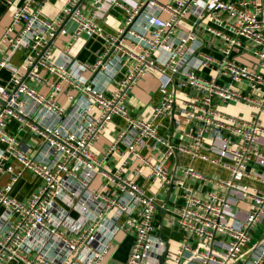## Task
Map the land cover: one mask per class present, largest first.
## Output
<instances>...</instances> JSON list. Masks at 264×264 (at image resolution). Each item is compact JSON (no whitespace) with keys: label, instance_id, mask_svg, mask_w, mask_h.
<instances>
[{"label":"built area","instance_id":"obj_1","mask_svg":"<svg viewBox=\"0 0 264 264\" xmlns=\"http://www.w3.org/2000/svg\"><path fill=\"white\" fill-rule=\"evenodd\" d=\"M34 0L12 5L10 22L0 36V174L10 182L0 186V264H264V7L260 0H92L84 12L81 0H67L58 16H41ZM126 12L115 33L103 29L96 19L112 6ZM141 12L145 19L138 21ZM76 23L73 36H99L103 52L92 65L70 69L68 47L55 58L53 44L66 34V20ZM185 23L187 28L184 29ZM218 39L220 57L200 50L203 35ZM249 55L245 60L240 53ZM5 49V50H4ZM23 53L19 63L11 59ZM121 55L126 67L111 96L89 80L99 70L115 77L113 56ZM114 56V57H115ZM119 63V62H114ZM214 66V75L230 79L216 83L197 75ZM158 75L160 99L148 118L129 115L127 92L144 76ZM233 82L239 86L235 87ZM251 89L255 96L242 95ZM184 88L201 93L182 98V115L202 125L185 131L188 141L174 145L157 132L155 120L173 112L176 94ZM64 95L67 104L59 100ZM242 103L254 112L243 119L211 109L215 100ZM121 117L125 126L111 148L97 158L91 146L110 123ZM14 119L18 129L33 139L23 143L7 129ZM207 138L212 156L202 151ZM153 139L167 146L154 162L139 151ZM122 144L124 158L115 172L104 160ZM30 151L28 152L27 150ZM173 151L217 165L230 172L227 179L211 180L214 189L204 193L186 186L169 174ZM147 166L167 189L183 188V203L167 221L182 230L183 239L174 250L154 235L156 196L120 175L128 159ZM41 178L38 188L25 200L11 195L13 184L25 172ZM185 174L195 180L204 175L188 165ZM104 180L100 186L92 183ZM241 179L262 185L255 188ZM114 185L115 191H110ZM75 211V219L69 215ZM243 211L244 216H242ZM123 221L120 222V219ZM263 225L253 240L250 230ZM119 231L133 237L127 258L110 259ZM195 240L191 244L190 240Z\"/></svg>","mask_w":264,"mask_h":264},{"label":"crops","instance_id":"obj_2","mask_svg":"<svg viewBox=\"0 0 264 264\" xmlns=\"http://www.w3.org/2000/svg\"><path fill=\"white\" fill-rule=\"evenodd\" d=\"M8 0H0V36L2 35L3 28L10 22L12 5L7 3ZM13 5H22L23 0H10ZM165 1V0H163ZM171 1V0H169ZM264 7V0H260ZM92 0H81L79 7L82 11L86 12L91 7ZM134 0H128V3L132 4ZM67 3V0H34L32 3V8L41 9V16L51 19L59 15L60 9L63 5ZM126 12L123 8L119 6H112L108 12L105 14L103 19L98 18L96 21L101 22L103 29L110 33H115L116 30L121 26ZM145 13L141 12L137 17V20H144ZM184 29L187 28L186 24L183 22ZM76 28V23L72 20H66L64 23V29L66 34L59 36L57 41L53 44V50L55 58L62 59L61 51L64 47H68V57L70 61L68 62V67L70 69H80L83 64L92 65L97 60L98 56L103 52L104 41L99 36L86 37L85 34L73 36L74 30ZM264 32V30H263ZM203 41H201L200 50L204 53L213 55L215 57H220L219 47L221 45L218 39H214L209 35L202 36ZM5 50V49H4ZM240 53V58L245 60L249 55L243 54L241 48L234 54ZM115 56V55H114ZM115 60H111L114 65V70L116 72L113 79L109 78L106 73L99 70L94 72L89 80L93 85L105 91L106 96H111L112 91L117 87V82L124 76L126 72V67L123 66L124 58L121 55L115 56ZM23 58V53L17 51L11 59L12 63H19ZM119 62V63H114ZM214 66L209 68L199 69L197 75L202 76L206 79H215L216 83L228 84L230 79L224 76L214 75ZM83 76H89V73L84 69H80ZM0 77L3 80L8 79L9 72L6 69L1 70ZM235 87L239 86L237 83L233 82ZM240 93L242 95L249 94L250 96H255L251 93V89L247 87L246 90L241 89ZM191 95L201 96V93H197L194 90L184 88L178 91L175 99V105L173 112L160 116L155 120L157 126L158 134L170 141L174 145H179L182 143H187L188 141L184 138L183 134L185 131L192 130L193 132L202 125V122L197 121V119H192L188 121L182 115L181 111V100L185 96L190 97ZM160 99V92L158 90V75L148 74L142 77L128 92L126 95V104L128 113L133 118H148L151 116L155 104L158 103ZM59 100L63 104H67L65 96L59 95ZM211 109L215 111H220L229 115H235L240 118H247L253 115V111L250 107L242 104L235 103L233 101H222L220 99L215 100L210 106ZM258 119L264 125V114L260 113ZM125 126L124 120L113 115L110 123L107 125L106 129L101 133L99 138L91 146V152L97 158H101L104 152L108 151L115 139L117 132ZM7 129L10 133L15 134L23 143L32 144L33 139L18 129L17 121L11 119L7 123ZM154 140H146L145 143L140 145L139 151L141 154L148 157L151 162H154L159 156L161 150L165 151L167 146L164 145H154ZM28 152L30 151L27 150ZM125 148L122 144H119L110 150V153L104 160V166L107 170L115 172L118 169L119 164L123 160ZM203 152L215 156L214 153L210 151V145L207 138L203 142ZM137 162L135 159H128L124 164L123 169L120 172L122 177L131 178L132 181L145 189L146 193L149 195L156 196L158 200V208L154 217V235L159 240V242L165 243L169 250H174L179 245V242L183 239L182 230L176 227H171L167 224V221L174 217L176 214V209L183 203L181 194L183 188L167 189L162 185L161 181L154 176L152 171L147 166L137 167ZM191 165L193 168L204 175V179L195 180L192 176L185 174V168ZM167 168L169 174L173 177L180 178L184 181L186 186L192 187L198 193H204L205 191L214 189L212 183L215 179H227L230 176V172L223 169L217 165L211 164L209 162L203 161L199 158H192L189 154L180 151H173L168 157ZM212 180V181H211ZM10 182V175L7 173L0 174V186H4ZM241 182L246 183L255 188H262V185L256 181L250 179H241ZM41 183V178L32 175L29 171H25L18 180L13 184L11 189V195L18 200L25 201L31 193H33ZM104 180L95 179L92 185L100 186L104 184ZM116 187L110 185V191H115ZM3 206L0 205V216L3 214ZM242 216H244L243 211H241ZM69 215L74 219L78 217L75 211H70ZM123 218L120 219V222ZM263 225L257 226L256 230H250L253 240H255L262 231ZM115 248L111 252L110 259L116 262H123L129 253L130 247L133 242V237L130 234H126L124 231H119L115 238ZM191 244H195V240H190ZM7 264H16L14 262H9ZM158 264H165L163 257L159 258Z\"/></svg>","mask_w":264,"mask_h":264}]
</instances>
